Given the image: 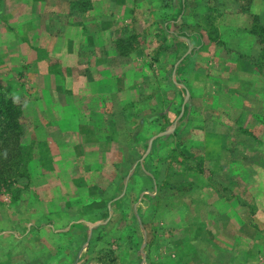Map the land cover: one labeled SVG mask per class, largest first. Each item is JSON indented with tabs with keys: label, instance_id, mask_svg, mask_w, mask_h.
<instances>
[{
	"label": "rangeland",
	"instance_id": "1",
	"mask_svg": "<svg viewBox=\"0 0 264 264\" xmlns=\"http://www.w3.org/2000/svg\"><path fill=\"white\" fill-rule=\"evenodd\" d=\"M98 1L0 0V92L22 103L31 172L19 200L0 189V264H264V0H188L189 27L166 30L169 3L136 4L103 80L129 96L78 115L55 72L92 79L103 50L69 73L40 43ZM202 29L204 47L180 35Z\"/></svg>",
	"mask_w": 264,
	"mask_h": 264
},
{
	"label": "crops",
	"instance_id": "2",
	"mask_svg": "<svg viewBox=\"0 0 264 264\" xmlns=\"http://www.w3.org/2000/svg\"><path fill=\"white\" fill-rule=\"evenodd\" d=\"M151 1L152 0H119V6L116 7L117 10L114 11L116 8H111L110 5H114L113 3H115V1L100 0L95 2L92 10L89 9L85 12L81 24L79 23L73 27H67V31L61 38L51 37L49 34L43 35V40H41L40 43L41 47H44L51 56L62 63L64 67L61 69L63 70L70 69L72 72L76 70L81 47L87 46L103 50V54L97 55L101 56L100 59L97 56H92L89 60L92 79L87 78L86 80V77L67 75L65 72L61 75V77H65L61 79L64 81V84L60 82L61 86H65L68 89L71 101L76 102L77 110L80 112L78 115L82 113V110L87 109L91 101H109L112 98L110 91H117L114 88L116 86L115 80L112 81L114 83L108 82V85L103 81L104 78L108 79L107 73L113 71L109 58L112 59L116 57L114 48L111 49L109 47L111 42V31L115 29L117 25H123V23L127 24L132 20L133 16L131 12L133 6H136V4L145 6L151 3ZM164 1L165 3H170V0ZM156 3H160L159 0H157ZM199 18H203V13H199ZM109 22H113V25L111 23L112 27L109 26ZM108 47L109 49L107 50ZM105 52L107 56H105ZM105 57L107 58L106 62H104ZM99 60L103 61L99 62ZM234 61L229 60V62L235 64L236 60ZM130 80H132L133 85L136 84L134 74ZM128 96L129 93L127 90L122 91V93L117 91L116 93V98H120L124 101H126ZM133 96L134 94H131V97Z\"/></svg>",
	"mask_w": 264,
	"mask_h": 264
},
{
	"label": "trees",
	"instance_id": "3",
	"mask_svg": "<svg viewBox=\"0 0 264 264\" xmlns=\"http://www.w3.org/2000/svg\"><path fill=\"white\" fill-rule=\"evenodd\" d=\"M169 5L172 8L170 17L167 15L163 16L166 20L165 30L166 28H171L173 24L179 28L189 27V23L185 19L188 15L184 12V10L190 9L188 7L190 5L188 0H171ZM205 7H207V5ZM206 18V14H204L203 21H205ZM171 19L172 23L169 22ZM181 19H183V21ZM254 20L257 19L255 18ZM195 21H199V19ZM205 32L206 30L202 29V32L200 31L197 34L184 32L180 35L186 38L191 37V39H196V42L201 44V47H204L207 45L206 43H210V35ZM251 33L258 36L260 41H262L260 43H264V26L258 27L254 25ZM165 34H168L167 31H165ZM133 41L134 39H132V37L117 41V48H119L122 55H127L136 50L135 47H137V45ZM176 47L181 48L184 47V45L176 44ZM260 70L261 69H257L258 74ZM68 71L69 73L72 72L70 69H68ZM55 74L62 75L63 73L60 72V70H56ZM260 75L264 79V72ZM168 84L180 98L176 85L172 82H168ZM180 102H182V100H180ZM25 117L21 101L9 98L0 92V189H3L4 192H8L12 196L13 201L19 200L20 194L26 190L31 181L29 148H27L25 139L27 125ZM254 118L257 120L259 118V125L262 126L261 130L264 132V115H257ZM199 263L203 264L202 261H199Z\"/></svg>",
	"mask_w": 264,
	"mask_h": 264
}]
</instances>
